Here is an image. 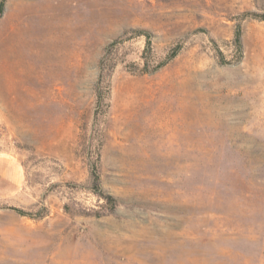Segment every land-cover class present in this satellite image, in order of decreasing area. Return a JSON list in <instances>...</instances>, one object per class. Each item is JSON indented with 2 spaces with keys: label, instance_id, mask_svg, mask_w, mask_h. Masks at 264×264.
I'll return each mask as SVG.
<instances>
[{
  "label": "rangeland",
  "instance_id": "obj_1",
  "mask_svg": "<svg viewBox=\"0 0 264 264\" xmlns=\"http://www.w3.org/2000/svg\"><path fill=\"white\" fill-rule=\"evenodd\" d=\"M252 12L264 0H5L0 264H264Z\"/></svg>",
  "mask_w": 264,
  "mask_h": 264
},
{
  "label": "trees",
  "instance_id": "obj_2",
  "mask_svg": "<svg viewBox=\"0 0 264 264\" xmlns=\"http://www.w3.org/2000/svg\"><path fill=\"white\" fill-rule=\"evenodd\" d=\"M4 8H5V0H0V15L1 14H3V12H4ZM254 15H256L255 17L256 18H258V19H260V20H264V13L263 14H257L256 12H252ZM102 77H103V75H102ZM98 180H99V178H98V176H96V187H97V190H99L100 188H99V186H98ZM99 188V189H98ZM100 192H99V195H100V197H102V198H104V199H106L107 201H108V203L110 204V205H112V211L116 208V204H117V200H116V198H114L112 195H110V194H105L102 190H99ZM9 209H11V210H13V211H15V212H17V213H19V214H21V215H23V216H30V217H34V214H32V213H28V212H25L24 210H21V209H18V208H14V207H11V208H9Z\"/></svg>",
  "mask_w": 264,
  "mask_h": 264
}]
</instances>
